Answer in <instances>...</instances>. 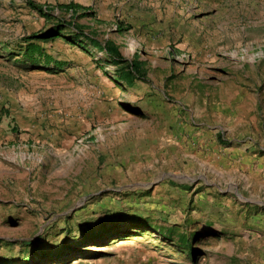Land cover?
Here are the masks:
<instances>
[{
  "label": "rangeland",
  "instance_id": "1",
  "mask_svg": "<svg viewBox=\"0 0 264 264\" xmlns=\"http://www.w3.org/2000/svg\"><path fill=\"white\" fill-rule=\"evenodd\" d=\"M40 255L264 264V0H0V264Z\"/></svg>",
  "mask_w": 264,
  "mask_h": 264
},
{
  "label": "trees",
  "instance_id": "2",
  "mask_svg": "<svg viewBox=\"0 0 264 264\" xmlns=\"http://www.w3.org/2000/svg\"><path fill=\"white\" fill-rule=\"evenodd\" d=\"M32 7L33 10L37 11L38 13H42L41 7L35 5H32ZM59 9L69 11L74 15L77 11L83 10L84 8L80 5L69 3L67 5L60 6ZM117 29V31H122L123 28L122 26H117ZM58 35V33H54V31L49 30L42 34H32L22 38L24 48L20 50L22 54L17 64L21 67H24V69H39L42 67V65L45 67L51 63H56L51 57L44 55L41 48L37 46L34 41H51L57 39ZM93 44L94 46L100 48L105 54L109 55L113 59V62H115L114 64L119 66V71H121L119 78L126 83H130L132 77H134L136 74L138 67L134 63L127 62L121 58L119 52L113 46L109 44L101 45L97 42H93ZM136 226L143 227L144 225L138 223ZM41 260L42 255L38 256L33 263L40 264Z\"/></svg>",
  "mask_w": 264,
  "mask_h": 264
},
{
  "label": "crops",
  "instance_id": "3",
  "mask_svg": "<svg viewBox=\"0 0 264 264\" xmlns=\"http://www.w3.org/2000/svg\"><path fill=\"white\" fill-rule=\"evenodd\" d=\"M244 161H247V162H248V161H249V159L245 157V158H244ZM247 162H246V163H247Z\"/></svg>",
  "mask_w": 264,
  "mask_h": 264
}]
</instances>
